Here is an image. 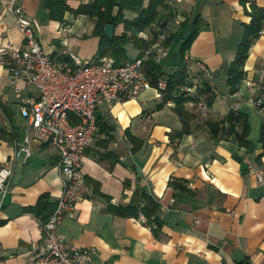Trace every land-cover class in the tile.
I'll list each match as a JSON object with an SVG mask.
<instances>
[{
    "label": "crops",
    "instance_id": "1",
    "mask_svg": "<svg viewBox=\"0 0 264 264\" xmlns=\"http://www.w3.org/2000/svg\"><path fill=\"white\" fill-rule=\"evenodd\" d=\"M65 1L74 9L91 0ZM142 1L147 6L149 0ZM253 2L264 8V0ZM20 3L43 51L54 60H63L69 52L84 59L97 56L99 37L87 15L67 11L62 23L49 16L46 0ZM175 10L181 20L168 25L170 41L158 63L164 76L172 75L182 61L180 44L195 29L184 51L187 58L182 57L186 77L181 83L193 87V96L183 103L188 131L176 136L182 122L174 101L156 98L152 88L135 99L104 105L96 113L97 130L82 157L84 185L75 216L65 218L58 230L70 245L92 249L91 264H264V154L258 141L264 127V90L255 95L262 103L260 109L249 101L247 90L249 82L261 81L264 18L231 92L226 68L249 20L248 2L187 0L175 4ZM123 15L131 20L137 13L123 10ZM62 24L68 29L64 36ZM122 30L119 24L113 34ZM152 38L151 28L138 33V39ZM7 42L24 47L13 17L0 4V45ZM157 42L159 36L152 44ZM124 48L122 63L143 50L135 40ZM196 61L205 63L209 77L198 73ZM148 66L145 63V74ZM181 83L169 94L178 95ZM37 94L34 85L21 78L12 81L6 67L0 66V163L12 155L16 143L24 141L19 104ZM229 110L245 117L247 147L238 145L233 135H209L205 123ZM29 148L26 163L16 165L12 190L0 207V264L26 263L41 242L43 217L51 213L61 192L57 150L31 135ZM247 167L263 170L261 179L248 173ZM135 190H144L159 202L156 233L139 218L116 215L107 208L109 203L128 204ZM41 195H46L47 206L43 214H35L30 207ZM171 197L174 204L164 209Z\"/></svg>",
    "mask_w": 264,
    "mask_h": 264
},
{
    "label": "built area",
    "instance_id": "2",
    "mask_svg": "<svg viewBox=\"0 0 264 264\" xmlns=\"http://www.w3.org/2000/svg\"><path fill=\"white\" fill-rule=\"evenodd\" d=\"M183 1L187 0L166 2L172 16L158 35L160 42L151 44L135 58L116 64L110 56L84 59L73 52L63 60H54L43 51L34 24L25 15L20 0H0L4 11L13 17L24 44V47L10 42L1 44L0 66L6 67L12 81L21 78L38 89L36 97H29L18 106L19 115L26 122L25 137L23 143L15 144L12 155L0 163V207L12 190L11 178L16 165L26 163L30 155L29 135L57 150L62 184L53 210L42 222L41 242L29 253L25 264H91L92 249L70 245L58 227L65 218L75 216L84 185L81 161L97 130L96 113L104 105L135 99L148 88L154 89L155 97L162 99L168 85L167 76H160L152 84L144 73V65L150 59L158 63L166 55L163 42L169 35L168 25L180 22L175 4ZM66 30L67 26L62 24V36ZM183 56L186 59L187 53ZM195 65L200 75L210 76L204 62L196 61ZM260 75L261 81H251L247 86L249 101L259 109L262 103L255 95L264 90V59ZM178 94L192 97V85L181 83ZM247 172L257 180L263 174V170L252 167H247ZM174 202L171 197L163 208L168 209ZM139 219L143 223L146 221L142 213Z\"/></svg>",
    "mask_w": 264,
    "mask_h": 264
},
{
    "label": "trees",
    "instance_id": "3",
    "mask_svg": "<svg viewBox=\"0 0 264 264\" xmlns=\"http://www.w3.org/2000/svg\"><path fill=\"white\" fill-rule=\"evenodd\" d=\"M242 4L248 2L250 7L249 20L243 24L241 37L235 47L233 59L228 63L226 68V83L231 92L236 89L239 79L242 76V64L246 57L248 47L257 35L260 29L261 22L264 18V8L256 6L253 0H240ZM49 16L63 23L65 12H71L73 15L85 14L94 21L93 34L99 37V45L97 56H110L114 59L116 64L122 63L125 58L124 45L131 40L139 43V48L146 49L158 37L161 29L171 19L172 13L169 6L164 0H149L147 6H143L142 0H91L87 3H81L76 8H70L65 0H46L45 3ZM117 11L114 13V8ZM123 10H131L137 13V16L131 20L124 18ZM111 24L113 27L122 24L123 30L119 34H113L108 37L104 32V26ZM146 28H151L153 38L150 41L138 39V33ZM195 34V29L190 33L179 47L180 59L183 61V53L187 50L191 38ZM170 41V35L163 42L166 46ZM178 66L176 71L167 76V89L164 91L162 99L171 98L174 101V110L182 122V127L175 132L176 136H181L188 131L187 127V112L183 103L187 97L182 94L170 95L172 89L181 83L186 77V69L182 63ZM146 63L149 64L146 75L149 77L152 84L163 75L160 70L159 63L150 59ZM98 119H96V124ZM209 135L211 138L227 137L233 135L236 143L242 146H248L246 140L247 124L245 117L238 112L229 110L224 116L217 120H208L206 123ZM131 139L134 140L133 137ZM258 141L261 145V153L264 154V127L259 129ZM46 195H41L35 206L30 207V210L35 214H43L45 206H47ZM108 210L113 214L132 216L139 218V213H142L146 224L154 233L158 231L160 226L159 218L157 216L159 209V202L149 193L144 190H135L131 200L126 205H112L108 204ZM44 215L43 218L47 217ZM46 219V218H45Z\"/></svg>",
    "mask_w": 264,
    "mask_h": 264
},
{
    "label": "water",
    "instance_id": "4",
    "mask_svg": "<svg viewBox=\"0 0 264 264\" xmlns=\"http://www.w3.org/2000/svg\"><path fill=\"white\" fill-rule=\"evenodd\" d=\"M104 32L108 37L113 36V26L111 24H106L104 26Z\"/></svg>",
    "mask_w": 264,
    "mask_h": 264
},
{
    "label": "rangeland",
    "instance_id": "5",
    "mask_svg": "<svg viewBox=\"0 0 264 264\" xmlns=\"http://www.w3.org/2000/svg\"><path fill=\"white\" fill-rule=\"evenodd\" d=\"M158 35H159V34H158ZM22 123H23V125H22L23 129H25V127H26V122H25V119H24V118H22Z\"/></svg>",
    "mask_w": 264,
    "mask_h": 264
}]
</instances>
